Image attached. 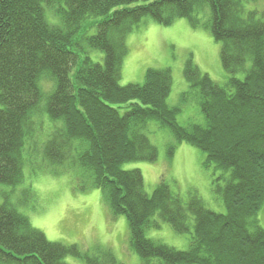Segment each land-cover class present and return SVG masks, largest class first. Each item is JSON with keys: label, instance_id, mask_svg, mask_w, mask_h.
I'll use <instances>...</instances> for the list:
<instances>
[{"label": "trees", "instance_id": "16d2710c", "mask_svg": "<svg viewBox=\"0 0 264 264\" xmlns=\"http://www.w3.org/2000/svg\"><path fill=\"white\" fill-rule=\"evenodd\" d=\"M146 18L166 26L186 18L210 31L229 80L215 82L191 56L180 105L168 103L170 68H149L144 83L121 85L127 38ZM89 49L102 51L103 62ZM188 101L198 102L203 124L178 122ZM152 121L177 143L205 151L207 168L224 172L216 192L225 213L197 192L183 198L165 181L150 195L142 171L123 168L158 160L147 134ZM175 150L167 144L169 158ZM27 167L32 176L37 169L68 175L75 190L101 189L111 215L127 217L130 248L142 264H264V19L242 0H0V264H67L69 256L126 264L111 249L84 252L35 228L18 208L33 189L16 194ZM156 215L192 234L190 248L148 238L147 229L160 228Z\"/></svg>", "mask_w": 264, "mask_h": 264}, {"label": "rangeland", "instance_id": "374dc122", "mask_svg": "<svg viewBox=\"0 0 264 264\" xmlns=\"http://www.w3.org/2000/svg\"><path fill=\"white\" fill-rule=\"evenodd\" d=\"M242 1L247 10L257 11L264 19V0ZM127 46L128 54L124 58L120 84L144 83L149 68H170L173 86L168 103L171 106L180 105L182 94L189 89L184 69L191 56L201 71L209 74L215 82L225 84L230 77L223 67L221 43L215 40L210 31L193 27L186 18L167 26L146 18L128 36ZM88 55L95 62H103L104 53L100 50L89 49ZM236 77L244 79L245 73L239 72ZM177 120L182 126L205 122L196 101L182 105ZM50 129L52 125L46 122L45 133L48 134ZM147 134L159 149L158 160L131 161L123 165L126 170L142 171L147 193L152 195L158 184L165 181L183 198L197 192L209 209L225 213V204L216 192L217 184L224 185V180L219 179L224 172L214 166H205L207 153L189 143H177L172 132L168 128L161 129L155 121L149 123ZM168 143L176 145L172 158L167 154ZM28 187L33 189L35 196L27 205L18 208L50 241L77 244L84 252H94L96 246H100L111 249L123 263L142 264L140 256L130 248L127 217L120 215L115 218L111 215L101 189L75 190L68 175L54 176L37 169L36 175L32 176L30 167L26 168L25 183L17 188L16 194ZM154 218L160 223V228L147 229L148 238L180 250L190 248L192 234L177 233L158 215ZM259 219L264 226V208L259 212ZM66 262L84 264L81 259L71 256L66 258Z\"/></svg>", "mask_w": 264, "mask_h": 264}]
</instances>
